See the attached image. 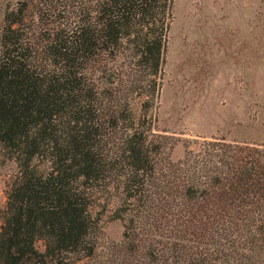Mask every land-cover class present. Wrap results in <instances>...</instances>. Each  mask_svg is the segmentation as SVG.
<instances>
[{
    "label": "trees",
    "instance_id": "1",
    "mask_svg": "<svg viewBox=\"0 0 264 264\" xmlns=\"http://www.w3.org/2000/svg\"><path fill=\"white\" fill-rule=\"evenodd\" d=\"M172 2L0 0V264H264V143L155 128Z\"/></svg>",
    "mask_w": 264,
    "mask_h": 264
},
{
    "label": "rangeland",
    "instance_id": "2",
    "mask_svg": "<svg viewBox=\"0 0 264 264\" xmlns=\"http://www.w3.org/2000/svg\"><path fill=\"white\" fill-rule=\"evenodd\" d=\"M171 16L152 112L173 141L169 158L210 136L264 143V0H173ZM12 170L0 165V209ZM120 235L104 214L97 252Z\"/></svg>",
    "mask_w": 264,
    "mask_h": 264
}]
</instances>
